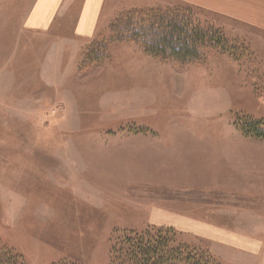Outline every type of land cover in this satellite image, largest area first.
Wrapping results in <instances>:
<instances>
[{
	"label": "rangeland",
	"instance_id": "1",
	"mask_svg": "<svg viewBox=\"0 0 264 264\" xmlns=\"http://www.w3.org/2000/svg\"><path fill=\"white\" fill-rule=\"evenodd\" d=\"M12 1L0 0V105L12 106L13 98L32 106L31 111L24 108L25 114L14 113L18 123L0 113V244L22 264H111L110 245L118 234L171 228L178 244L207 252L202 258L207 264H264V257H245L236 252L235 240L219 241L213 227L199 224L249 232L253 223L264 221V161L237 175L217 164L194 167L180 160L183 154L169 157L149 140L157 128L169 127L181 109H213L220 90L227 92V102L231 95L227 121L239 129L258 121L236 108L252 102L236 104L233 96L234 83L241 82L246 91L255 86L250 49L222 33L231 55L211 50L199 66L165 63L136 44H118L110 33L121 13L160 2L103 0L88 47L104 64L95 66L92 77L84 76L72 64L79 58V44L75 53L56 48L57 56L48 58L46 49L55 38L17 37L21 17L13 13L29 1ZM167 3L216 29L207 14ZM41 68L48 75L59 69L66 82L62 103L47 95L51 90L42 83ZM22 122L31 129L19 128ZM234 180L238 188L231 187Z\"/></svg>",
	"mask_w": 264,
	"mask_h": 264
},
{
	"label": "crops",
	"instance_id": "2",
	"mask_svg": "<svg viewBox=\"0 0 264 264\" xmlns=\"http://www.w3.org/2000/svg\"><path fill=\"white\" fill-rule=\"evenodd\" d=\"M28 1L27 5L20 9V12L16 11L13 13V16L18 15L21 17V25L16 28L18 31L17 37H21L20 35L24 33L27 38H55L53 39L55 41L50 43L46 49L45 56H48V58H55L57 56L55 50L59 48L68 47L75 53V49H77L79 44V58L77 57L75 62L72 60V64L75 63L77 65V71L81 74L80 66L83 62V52L91 45L89 43L93 41L92 35L96 32L95 24L103 0ZM155 1L160 3L144 8L175 6L167 2L184 4L186 7L207 14L212 26L220 30L228 40L239 41V43H242L241 45L250 49L256 60L255 86L249 91L247 90V92L242 89L241 82L239 84L234 83L233 88L237 90H233V96L236 104L247 103L250 100L252 104L249 108L241 105L236 108L243 112L242 114H250L253 118H258V121L264 123V0ZM13 2L14 0L11 5ZM62 8L64 12H61ZM226 32H230V34L228 35ZM103 64L104 62L101 66ZM97 68L90 67L83 72V75H91L92 77L93 70ZM40 71L43 73L41 79L44 87L47 88V92L48 89L51 90L48 93L46 92L47 95L60 97V103H62L61 98L66 95L64 91L66 82L61 80L59 69H54L51 75H48L49 70L46 71L41 68ZM76 79L73 78L74 81ZM82 86L83 82L78 85V89H76L75 85L72 87L80 93V91L84 90ZM212 94L215 96L214 93ZM242 95L244 97L243 100L236 99L241 98ZM226 96L227 92L225 90L217 91V103L213 109H208L204 105H201L197 110L192 108L181 109L177 114L178 117H175L174 121L171 120L169 122V127L157 128L158 133L154 134L152 139L149 140H153L155 146H163L165 151H168L169 157L177 153L183 154L184 157H180V160H185L187 164H193L194 167L203 166V168H210L212 165L217 164L219 168L225 166V168L227 167L237 175H239L241 170L242 173H249L253 169L256 170L258 168L257 163L264 161V136L262 138L247 136L241 132L235 123L232 124V121L225 119L226 113L233 111L231 95H229L228 102L225 99ZM254 97H260V100ZM63 100L67 102L69 107L72 106L71 100L67 99V101L64 98ZM173 116L171 115V117ZM209 119H216V124L203 122ZM248 161H255L256 164L248 165ZM222 181L219 178V184ZM236 184L234 180L233 184L231 183V187L238 188ZM171 215L179 219L175 214L171 213ZM159 216L162 218L161 214ZM155 224L164 226L162 222ZM199 224L213 227L214 238L219 241L228 240V238L235 240L236 243H239L236 252L241 253L245 257H264V221L253 223L252 226L254 227H251L248 230L249 232H245V229L236 231L235 229L228 230L223 226H212L214 223L208 221H203ZM223 234L225 236L222 238L217 237V235ZM250 241L257 242L258 245L263 244V247L258 248V245L254 246L250 244Z\"/></svg>",
	"mask_w": 264,
	"mask_h": 264
},
{
	"label": "trees",
	"instance_id": "3",
	"mask_svg": "<svg viewBox=\"0 0 264 264\" xmlns=\"http://www.w3.org/2000/svg\"><path fill=\"white\" fill-rule=\"evenodd\" d=\"M118 44H136L142 52L162 62L177 66L204 62L208 51L227 53V40L218 29L195 21L189 10L181 7L132 9L121 13L110 25ZM112 39V40H113ZM103 59L93 58V49L83 52L80 71L101 66ZM241 132L262 138L263 123L250 122ZM193 247L178 244L171 228H149L141 233H120L110 245L111 264H207ZM208 255V254H207ZM217 264L216 261H213ZM0 264H22L7 246L0 244Z\"/></svg>",
	"mask_w": 264,
	"mask_h": 264
},
{
	"label": "bare ground",
	"instance_id": "4",
	"mask_svg": "<svg viewBox=\"0 0 264 264\" xmlns=\"http://www.w3.org/2000/svg\"><path fill=\"white\" fill-rule=\"evenodd\" d=\"M7 98V97H6ZM11 98V97H9ZM17 98V97H16ZM11 101H12V106H8V105H5V104H1L0 107L3 108L0 110V113H9L10 114V117L13 118L14 117V120H11L12 122H15V123H18L16 121H19L20 122V118L17 117L16 115H14V113H21V114H25L27 113V111H31V106L32 105H24V101L22 102H16L13 98H11ZM24 108L27 110H24ZM12 113V114H11ZM13 115V117H12ZM24 125H21V124H18V127L21 128L23 127V129H31L29 127H31V125H28L29 122H22ZM34 129V128H33Z\"/></svg>",
	"mask_w": 264,
	"mask_h": 264
}]
</instances>
